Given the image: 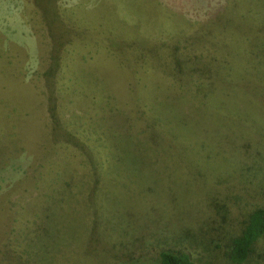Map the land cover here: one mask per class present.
<instances>
[{"label":"rangeland","instance_id":"1","mask_svg":"<svg viewBox=\"0 0 264 264\" xmlns=\"http://www.w3.org/2000/svg\"><path fill=\"white\" fill-rule=\"evenodd\" d=\"M258 208L264 0H0V264H232Z\"/></svg>","mask_w":264,"mask_h":264},{"label":"trees","instance_id":"2","mask_svg":"<svg viewBox=\"0 0 264 264\" xmlns=\"http://www.w3.org/2000/svg\"><path fill=\"white\" fill-rule=\"evenodd\" d=\"M51 101L54 102L53 98H51ZM52 119H54V117H52ZM53 123L55 127L52 133L56 128H59L61 131L58 138H53L56 144H69L77 148L80 152L85 148L90 149V147L83 142L85 140V142L89 141L86 137L87 135L82 136L79 134L81 138L78 139L73 133L68 134L63 130L62 125L64 124L61 121L56 119ZM81 127L88 130V126L86 128L85 126ZM109 161L115 160L107 151V162ZM262 237H264V208H258L248 216L247 223L241 234L233 239L227 254L230 262L232 264H243L252 252L254 244ZM158 260L156 264H194L190 256L183 251L161 252Z\"/></svg>","mask_w":264,"mask_h":264}]
</instances>
